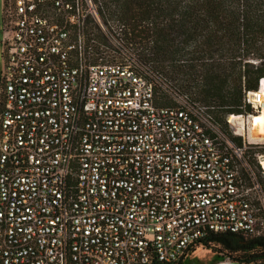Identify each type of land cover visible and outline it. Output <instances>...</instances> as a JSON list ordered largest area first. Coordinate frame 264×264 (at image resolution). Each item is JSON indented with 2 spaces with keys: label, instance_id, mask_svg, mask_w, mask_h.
<instances>
[{
  "label": "built area",
  "instance_id": "built-area-1",
  "mask_svg": "<svg viewBox=\"0 0 264 264\" xmlns=\"http://www.w3.org/2000/svg\"><path fill=\"white\" fill-rule=\"evenodd\" d=\"M101 10L1 0L0 264L171 263L213 233L264 235V77L223 125L186 94L158 104Z\"/></svg>",
  "mask_w": 264,
  "mask_h": 264
},
{
  "label": "trees",
  "instance_id": "trees-1",
  "mask_svg": "<svg viewBox=\"0 0 264 264\" xmlns=\"http://www.w3.org/2000/svg\"><path fill=\"white\" fill-rule=\"evenodd\" d=\"M104 21L149 71L156 102L173 104L170 92L212 106L223 125L227 112L249 110L243 90L264 77V0H102ZM216 257L264 263V235L213 233L198 245ZM213 260L211 264H214Z\"/></svg>",
  "mask_w": 264,
  "mask_h": 264
},
{
  "label": "rangeland",
  "instance_id": "rangeland-1",
  "mask_svg": "<svg viewBox=\"0 0 264 264\" xmlns=\"http://www.w3.org/2000/svg\"><path fill=\"white\" fill-rule=\"evenodd\" d=\"M0 26H1V0H0ZM1 66V59H0ZM223 258L216 257L212 247H205L203 245H198L195 250L189 253L183 259L182 264H211L213 260H216L214 264L223 260Z\"/></svg>",
  "mask_w": 264,
  "mask_h": 264
},
{
  "label": "bare ground",
  "instance_id": "bare-ground-1",
  "mask_svg": "<svg viewBox=\"0 0 264 264\" xmlns=\"http://www.w3.org/2000/svg\"><path fill=\"white\" fill-rule=\"evenodd\" d=\"M263 93H264V84H263ZM253 122L255 129H253V134L264 135V120L262 115H254Z\"/></svg>",
  "mask_w": 264,
  "mask_h": 264
}]
</instances>
